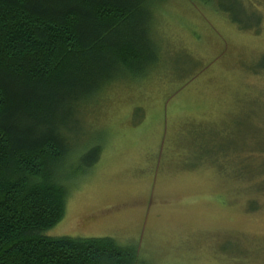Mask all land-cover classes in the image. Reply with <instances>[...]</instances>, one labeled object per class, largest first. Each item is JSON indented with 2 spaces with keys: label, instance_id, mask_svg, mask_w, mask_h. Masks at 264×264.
<instances>
[{
  "label": "rangeland",
  "instance_id": "obj_1",
  "mask_svg": "<svg viewBox=\"0 0 264 264\" xmlns=\"http://www.w3.org/2000/svg\"><path fill=\"white\" fill-rule=\"evenodd\" d=\"M251 1L261 19L250 29L216 0L160 1V64L145 77L121 71L81 127L70 121L73 149L102 151L67 178L64 217L45 236L110 238L142 264H264V151L253 148L264 136V0ZM214 144L231 152L215 156Z\"/></svg>",
  "mask_w": 264,
  "mask_h": 264
},
{
  "label": "trees",
  "instance_id": "obj_2",
  "mask_svg": "<svg viewBox=\"0 0 264 264\" xmlns=\"http://www.w3.org/2000/svg\"><path fill=\"white\" fill-rule=\"evenodd\" d=\"M160 1L0 0V264H142L135 247L110 238L44 232L64 217L67 178L102 151L73 149L70 121L81 127L88 103L121 71L138 78L160 64L152 28ZM215 3L239 29L259 26L251 0ZM261 135L253 148L264 151Z\"/></svg>",
  "mask_w": 264,
  "mask_h": 264
}]
</instances>
